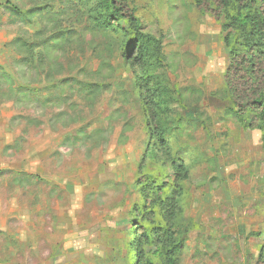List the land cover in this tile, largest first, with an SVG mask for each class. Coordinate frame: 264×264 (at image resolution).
Segmentation results:
<instances>
[{
	"label": "rangeland",
	"instance_id": "obj_1",
	"mask_svg": "<svg viewBox=\"0 0 264 264\" xmlns=\"http://www.w3.org/2000/svg\"><path fill=\"white\" fill-rule=\"evenodd\" d=\"M128 2L141 57L131 25L93 21L99 0H0V264H162L135 229L157 240L169 205L144 192L169 203L180 183L146 101L190 171L180 264H264V122L235 114L221 23L193 0Z\"/></svg>",
	"mask_w": 264,
	"mask_h": 264
},
{
	"label": "trees",
	"instance_id": "obj_2",
	"mask_svg": "<svg viewBox=\"0 0 264 264\" xmlns=\"http://www.w3.org/2000/svg\"><path fill=\"white\" fill-rule=\"evenodd\" d=\"M101 9L97 18L93 16V21L102 28L120 27L121 23L132 26L134 31L133 44L140 54L147 51L146 44L142 37L141 26L135 12L131 10L128 0H99ZM197 9L203 14H210L222 25L225 33L224 44L230 51V63L224 75L225 88L232 99L235 114L243 128H252L259 121L264 122V0H193ZM97 9L90 10V13H97ZM138 58L134 57L132 66L137 67ZM144 92V86L141 85ZM148 100V99H147ZM147 111L154 121V134L157 138L160 150L165 153L167 160L172 163L173 171L177 181L180 183L178 191L171 202L164 198H159V193L151 189L145 190V198L152 202L153 211L164 210L165 205H169L168 214L172 221L169 225L164 224L159 230L158 238L154 241L151 229L152 224L147 220L137 222L136 235L142 237L140 245L156 244L157 255L162 258V264H180V253L184 242L177 235L179 227L178 220L180 214V203L184 201L186 195L185 184L189 180L190 171L185 162L176 160L168 152L167 144L164 140V133L155 121L158 114L153 109V105L145 102ZM248 121H250L248 123ZM262 130V129H261ZM166 194V192H165ZM150 212L151 214V206ZM183 213V212H181ZM178 214V216H177ZM167 217V216H166ZM168 218V217H167ZM135 223V222H134ZM187 229L186 232L191 231ZM144 240V242H143ZM264 246L260 257L263 258ZM143 250L137 252V263L155 264L152 258H146Z\"/></svg>",
	"mask_w": 264,
	"mask_h": 264
},
{
	"label": "crops",
	"instance_id": "obj_3",
	"mask_svg": "<svg viewBox=\"0 0 264 264\" xmlns=\"http://www.w3.org/2000/svg\"><path fill=\"white\" fill-rule=\"evenodd\" d=\"M26 171V170H25ZM2 231H4V230H2ZM6 240L7 241H9V243H8V250H6V248H4V250L5 251H8L9 252V254H11L12 252H15L16 250H15V245L13 244V238L8 234V236L6 237ZM5 243H6V241H5ZM29 246V245H28ZM28 246L26 247V249L25 250H27L28 249ZM4 247V246H3ZM4 251V252H5ZM17 252V251H16ZM9 254H7V255H9ZM6 256V255H5ZM1 258V257H0Z\"/></svg>",
	"mask_w": 264,
	"mask_h": 264
}]
</instances>
